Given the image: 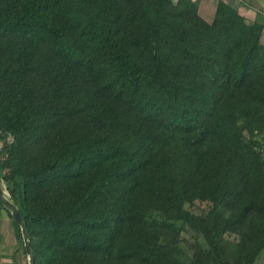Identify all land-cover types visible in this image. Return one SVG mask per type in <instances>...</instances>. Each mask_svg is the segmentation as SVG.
Here are the masks:
<instances>
[{
    "label": "trees",
    "instance_id": "obj_1",
    "mask_svg": "<svg viewBox=\"0 0 264 264\" xmlns=\"http://www.w3.org/2000/svg\"><path fill=\"white\" fill-rule=\"evenodd\" d=\"M0 127L34 264L264 253V25L224 1L0 0Z\"/></svg>",
    "mask_w": 264,
    "mask_h": 264
},
{
    "label": "crops",
    "instance_id": "obj_2",
    "mask_svg": "<svg viewBox=\"0 0 264 264\" xmlns=\"http://www.w3.org/2000/svg\"><path fill=\"white\" fill-rule=\"evenodd\" d=\"M199 1L201 3L203 0ZM219 1H224L238 10L248 21H258L264 25V0H217V3L212 5L213 18ZM27 260L25 245L22 244L16 227L8 211L0 206V264H27Z\"/></svg>",
    "mask_w": 264,
    "mask_h": 264
},
{
    "label": "water",
    "instance_id": "obj_3",
    "mask_svg": "<svg viewBox=\"0 0 264 264\" xmlns=\"http://www.w3.org/2000/svg\"><path fill=\"white\" fill-rule=\"evenodd\" d=\"M0 129H1V127H0ZM7 146L8 145H6L5 147H7ZM5 147H2L0 149V152ZM0 199H2V201L5 203L7 208L10 210L11 216L13 217L14 222L16 223V226H17L19 232L21 233V236H22V239H23V242H24V245H25V250H26V253H27V257H28V264H34L33 250H32L31 242L29 240V234H28L27 227H26V225L24 223V220L22 218L20 210L9 199V197H7V193L4 191L3 187L1 186V183H0Z\"/></svg>",
    "mask_w": 264,
    "mask_h": 264
},
{
    "label": "rangeland",
    "instance_id": "obj_4",
    "mask_svg": "<svg viewBox=\"0 0 264 264\" xmlns=\"http://www.w3.org/2000/svg\"><path fill=\"white\" fill-rule=\"evenodd\" d=\"M173 1L176 2L177 0H173ZM214 3H217V0H207L206 2L203 0L201 3L199 1V12H200V15L204 19H206L208 22H211L213 20V16H212L211 11H213L212 5L214 6ZM256 6H257V4H256ZM248 22H251L252 23L251 20L248 21ZM2 147H3V143L0 140V149ZM5 188H6V186H5ZM7 195H8V193H7ZM27 264H28V260H27ZM257 264H264V253L259 258Z\"/></svg>",
    "mask_w": 264,
    "mask_h": 264
}]
</instances>
